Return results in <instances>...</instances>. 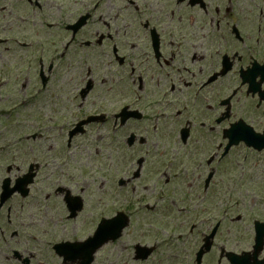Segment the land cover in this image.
Masks as SVG:
<instances>
[{"label":"flooded vegetation","instance_id":"af4514ba","mask_svg":"<svg viewBox=\"0 0 264 264\" xmlns=\"http://www.w3.org/2000/svg\"><path fill=\"white\" fill-rule=\"evenodd\" d=\"M11 1L0 264H264V0Z\"/></svg>","mask_w":264,"mask_h":264},{"label":"rangeland","instance_id":"374dc122","mask_svg":"<svg viewBox=\"0 0 264 264\" xmlns=\"http://www.w3.org/2000/svg\"><path fill=\"white\" fill-rule=\"evenodd\" d=\"M4 5H5L4 0H0V9H3ZM9 5L10 6H8V8L12 10L13 14H23L24 13V7L23 5L20 4L18 0H12L11 4ZM7 29H8V24L1 16L0 17V39H4L7 36V33L5 32V31H8ZM15 31H19V29L15 28ZM0 66H1V61H0ZM241 166L239 167L240 171H243V173L246 172L247 176L253 175V177H251L253 180H258L259 183H262L261 177H259V175L261 174L263 175L262 170L264 169V167L262 163L254 167L253 162L251 161V159H249V161L246 164H241Z\"/></svg>","mask_w":264,"mask_h":264},{"label":"snow or ice","instance_id":"6c2138e0","mask_svg":"<svg viewBox=\"0 0 264 264\" xmlns=\"http://www.w3.org/2000/svg\"><path fill=\"white\" fill-rule=\"evenodd\" d=\"M87 189L85 188V191H86Z\"/></svg>","mask_w":264,"mask_h":264}]
</instances>
